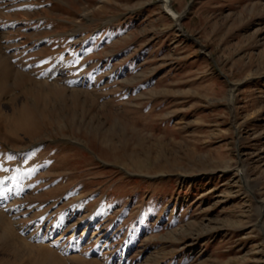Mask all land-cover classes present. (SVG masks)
<instances>
[{
	"label": "rangeland",
	"instance_id": "rangeland-1",
	"mask_svg": "<svg viewBox=\"0 0 264 264\" xmlns=\"http://www.w3.org/2000/svg\"><path fill=\"white\" fill-rule=\"evenodd\" d=\"M0 264H264V0H0Z\"/></svg>",
	"mask_w": 264,
	"mask_h": 264
},
{
	"label": "water",
	"instance_id": "water-1",
	"mask_svg": "<svg viewBox=\"0 0 264 264\" xmlns=\"http://www.w3.org/2000/svg\"><path fill=\"white\" fill-rule=\"evenodd\" d=\"M179 31L181 32V33H183V30L181 29V28H179ZM185 36H188V35H186V33H183Z\"/></svg>",
	"mask_w": 264,
	"mask_h": 264
}]
</instances>
